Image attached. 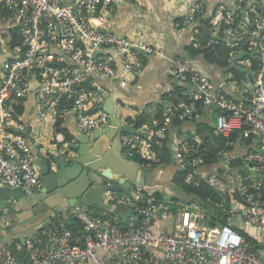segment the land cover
I'll list each match as a JSON object with an SVG mask.
<instances>
[{
  "label": "built area",
  "instance_id": "2783aa9c",
  "mask_svg": "<svg viewBox=\"0 0 264 264\" xmlns=\"http://www.w3.org/2000/svg\"><path fill=\"white\" fill-rule=\"evenodd\" d=\"M186 2L176 27L207 19L211 36L201 38L216 44L221 34L233 50L234 64L245 68L240 69L245 77L222 70L216 83L186 59L174 58L168 75L189 88L183 91L187 99L177 106L168 104L164 121L156 119L152 128L139 133H124L122 141L126 156H140L148 149L153 157L147 160H153V146H163L168 137L175 164L186 170V183L206 179L221 195L217 208L191 200H179L176 208L172 200L149 196L139 185L129 188L132 195L106 191V201L127 211L94 215L89 206L76 205L69 219L80 221L85 235L76 234L59 218L34 241H27L28 257L22 264H264V252L241 233L252 232L250 228L264 231V0H230L210 10L207 0ZM0 3L7 12L0 28L13 27L19 34L15 46L11 35H0V186H22L31 195L43 186L35 154L54 166L57 158L69 153L73 141L64 126L70 115L87 134L112 127L113 119L120 129L130 126L131 116L124 110L104 109L106 91L99 80L118 78L123 89H130L145 57L165 54L156 43L112 30L111 0ZM199 41L193 44L199 46ZM241 53L244 57L237 60ZM214 105H219L214 111L216 132L227 140L217 160L206 165L204 153L209 151L196 125ZM16 106L24 107L23 115L17 116ZM174 112L184 121L181 130L168 115ZM47 127L49 137L43 135ZM173 211L171 229L156 231ZM4 216L11 220L10 213ZM211 217L223 221L210 225ZM249 235L264 241L261 232ZM0 264H20L4 242Z\"/></svg>",
  "mask_w": 264,
  "mask_h": 264
},
{
  "label": "water",
  "instance_id": "95a60500",
  "mask_svg": "<svg viewBox=\"0 0 264 264\" xmlns=\"http://www.w3.org/2000/svg\"><path fill=\"white\" fill-rule=\"evenodd\" d=\"M243 57L244 53H241L236 59ZM240 69L245 71L244 67ZM249 72L252 74L251 70ZM107 99L109 94L105 95L104 109L112 113V105H105ZM217 110L219 105L212 106L208 115L211 116ZM113 123L116 124L115 119ZM117 129L113 127L108 132L98 131L95 134L81 131L83 137H76L77 142L71 144V151L57 158L54 166L35 155V161L40 166V180L43 185L41 191L27 195L22 186H0V240L8 244L20 264L22 258H27V239L34 240L38 230L51 223V219L55 220L58 212L68 219L72 208L86 205L95 212L104 210L109 213H124L127 207L110 204L105 200L106 191H125L132 195L129 188L139 185L152 196L161 190L162 185H152V176L158 173V169L146 167L134 157L123 154V148L126 147L122 143L123 134L139 133L140 129L128 125L121 130ZM164 185H171V182H165ZM47 211L51 212V218L41 220ZM5 213L11 214V220H5ZM74 223L69 221V225ZM27 225H31V228H26ZM17 241L22 250L15 243Z\"/></svg>",
  "mask_w": 264,
  "mask_h": 264
},
{
  "label": "crops",
  "instance_id": "0c3cea01",
  "mask_svg": "<svg viewBox=\"0 0 264 264\" xmlns=\"http://www.w3.org/2000/svg\"><path fill=\"white\" fill-rule=\"evenodd\" d=\"M220 2L229 3L230 0H207L208 10ZM111 5V11L109 12L108 19L112 22V30L119 34L127 35L131 38L143 39L152 43H156L165 54L164 57L147 55L145 57L144 66L135 77L133 83L130 84V89H123L119 84L118 78H105L99 80V83L105 89L106 94H109V99H107L105 105H112V111H115L116 109L124 110L131 117H136L146 108L157 109L160 107V105L164 103V97L169 94L172 95L176 84H180L174 78L168 75V69L174 58L180 57L186 59L192 64V66H194V68L200 69L210 79L214 80L216 83H220L222 69L215 65H208L203 55L194 57L189 49L190 46L195 43V41H199V39L202 37V34L200 33V26L205 19H198L191 23L189 27H183L181 29L176 27V23L182 18V15L186 10V0H111ZM194 46L197 45L195 44ZM118 64H120L119 59ZM118 69L121 71V66L120 68L118 67ZM185 88H187V90L189 89L188 87ZM214 114L215 112H213L211 116L207 115L201 121L205 120L210 124L213 123L214 125ZM115 121L116 124L112 123V127L105 130H96L94 131V134L98 131L103 133L108 132L109 129L113 127H117V131L121 130L120 126L118 127V122L116 119ZM124 126H126V124H123V127ZM145 127H149L150 129L153 127V125H147ZM48 128L49 127L44 129L43 135L49 137L51 131H48ZM64 130L67 134V137L73 141L71 144L77 142L76 137H83V135L80 133L81 131L77 128L73 115L68 117L67 123L64 126ZM71 149V145H68L67 152H70ZM124 149L125 148H123V154ZM35 155L39 156L38 154ZM140 156L150 159L153 157V153L151 150L144 149L143 152L140 153ZM40 157L41 156H39V158ZM154 168L158 169V173L152 176L154 179V183L152 185H162L163 187H161L159 192L165 188L174 189L178 164H175L174 162L170 165H160ZM165 182H171V185H164ZM152 197H154V194ZM174 208L175 206H172V210H175ZM72 210L73 209H71L68 213V225L69 221H74L69 219ZM91 211L94 215H101L103 210H98L95 212L91 208ZM62 217L63 214L58 212L57 218L55 220L51 219L52 222L45 225L44 227H48L56 223L58 219ZM50 218L51 212L47 211L42 216L41 220ZM74 225H76V222ZM26 228H31V225H27ZM42 229L38 230L37 236ZM246 231L248 232V230ZM248 233L252 234V232ZM29 239L31 238H28L27 241ZM260 241L263 242L262 240ZM0 242L4 241L0 240ZM15 243L18 245L19 249L22 250L21 244L18 241ZM27 249L28 244L26 250ZM27 254L28 250L26 252V256L28 257Z\"/></svg>",
  "mask_w": 264,
  "mask_h": 264
},
{
  "label": "trees",
  "instance_id": "16d2710c",
  "mask_svg": "<svg viewBox=\"0 0 264 264\" xmlns=\"http://www.w3.org/2000/svg\"><path fill=\"white\" fill-rule=\"evenodd\" d=\"M6 10L2 8V4L0 3V19L1 17H6ZM1 23V20H0ZM1 25V24H0ZM200 33L202 35H206L207 37H210L211 35L207 31V19L203 20L200 26ZM1 34L4 36L11 35L13 37V40L10 42L11 46H15L19 43V34L16 28H8L3 27L1 29ZM219 42L216 44H209L207 39L200 38L199 46H194L193 44L190 46V52L191 54L195 56L203 55L205 58V61L208 65H215L221 68L222 70L226 71H233L235 76L237 78L245 77V74L242 73L240 69L237 68L236 64H234L232 52L233 50L227 45V43L223 40V36L220 34L218 36ZM1 44V43H0ZM256 64V62L254 61ZM253 70H256V65L253 66ZM184 86L182 84H176L174 88L173 94L166 95L164 97V103L160 105L157 109H151L146 108L144 109L138 116L136 117H129L127 119V122L130 124V126H133L136 129H143L145 126H154L155 120L160 119L161 121H164L166 116H164V111L169 104H172L173 106L179 105L181 100H186L187 97L183 94ZM182 111V110H181ZM15 112L17 116L23 115L24 107L23 106H16ZM217 114L218 112H215L214 116V125L213 123L210 124L207 121L203 120L200 121L196 125V131L204 138V145L208 148L209 153H204V157L206 159V165L213 164L216 160V153L219 149H221L227 138L223 137L221 134H218L216 132V121H217ZM168 115L172 116L173 118V125L178 130H181L184 124L183 119L180 117V114L178 112L169 113ZM60 127V126H58ZM154 151L157 153V157H155L153 160H147L142 158L139 155H135L134 158L141 162L142 164L146 165L148 163H151L152 167H157L160 165H170L171 163H174L173 154L171 151V148L169 147V138L166 137L164 139L163 146H153ZM186 176V170L178 168L175 176V188H179L182 191H184L188 195H193L200 200V204L204 208H210L215 206L214 208H217V203L221 200V195L215 188H213L206 179H199L198 183H192L188 184L185 181ZM154 197L157 199H165L161 195V192H157L154 194ZM181 200L178 196L173 197V204H176ZM176 204V208H177ZM212 210H216V209ZM212 213V211H211ZM63 218V217H62ZM65 219V218H64ZM67 220V219H65ZM76 222V225H68L76 234H79L80 236H84L85 232L83 230V227L81 223L77 220H74ZM223 221L216 220L213 217L208 219V223L210 225H217L219 222ZM250 242V244L255 247L257 251H260L262 254L264 252V241L261 242L258 238H255L253 236H250L248 232L241 230ZM27 261L26 258H22V263H25Z\"/></svg>",
  "mask_w": 264,
  "mask_h": 264
},
{
  "label": "rangeland",
  "instance_id": "374dc122",
  "mask_svg": "<svg viewBox=\"0 0 264 264\" xmlns=\"http://www.w3.org/2000/svg\"><path fill=\"white\" fill-rule=\"evenodd\" d=\"M0 48L4 49L2 44H0ZM125 113L128 115L127 112H125ZM214 118H215V116L213 117V119ZM161 195L163 196V198H165L167 200H171V199H173L174 196H178L183 202L191 200V201H195V202L200 204V200H198L197 197H195L193 195H188V194H186L184 191H182L179 188H174V189L165 188V189H163L161 191ZM177 207L179 208L180 205H178ZM171 214H172V216L169 219L163 221L160 225L157 226L156 231L164 232L166 230H170L171 229L172 224H173V220H174L175 211L171 212ZM250 230L252 232H255V231L261 232L262 236L264 235V231L255 230L254 228H250ZM263 238H264V236H263Z\"/></svg>",
  "mask_w": 264,
  "mask_h": 264
}]
</instances>
